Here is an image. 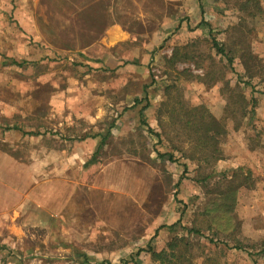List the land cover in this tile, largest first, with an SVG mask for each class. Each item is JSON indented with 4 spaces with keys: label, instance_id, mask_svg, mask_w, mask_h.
Here are the masks:
<instances>
[{
    "label": "rangeland",
    "instance_id": "1",
    "mask_svg": "<svg viewBox=\"0 0 264 264\" xmlns=\"http://www.w3.org/2000/svg\"><path fill=\"white\" fill-rule=\"evenodd\" d=\"M82 1L96 8L86 11V18L117 22L131 34L118 50L139 55L143 45H148L151 59L145 69L135 66L130 71L80 66L79 59L72 62V55L87 48L79 45L95 34L100 22L90 30L91 22H80L78 11L69 13L64 7L58 11V0H0V191L13 194L28 189L36 209L51 213L39 223L43 215L35 212V220L29 223L33 227L24 232L17 229L22 221L8 222L12 234L28 238L19 246L2 237L7 223L0 216V264H58L52 260V237L62 231L55 228L53 215L64 206L68 210L80 205L83 211L69 215L72 233H63L72 240L65 246L70 253L64 264H104L108 259H96L102 253L115 254L112 264H159L144 250L148 244L156 250L166 248L176 237L189 244L184 264H264L260 255L264 240V74L246 79L248 86L238 85V74H244L238 58L230 72L226 59L215 56L207 42L212 32L216 40L230 45L236 38L232 27L239 18L247 19L246 14L238 10L236 0H201L203 16L198 21L208 22L210 32L197 27L199 22L191 25L193 31L179 30L176 21L162 35L157 34L162 20L174 12V5L162 0H148L144 6L127 0ZM249 27L254 30L248 43L264 64V10L249 20ZM191 41L197 46L191 50L203 62L200 68L193 62H179L178 72L203 76L205 67L210 68L222 76L214 87L184 80L165 64L174 46ZM223 77L232 91L223 89ZM170 82L179 87L185 104L203 103L218 118L226 98L236 101L241 90L254 101L248 107L251 111L235 113L229 120L230 134L223 140V148L235 154L241 150L253 153L252 158L235 164H243L240 168L249 175L235 206L240 223L237 238L245 251L233 249L232 243L210 241L208 229L202 230V237L186 233L194 226L204 228L199 213L206 202L205 189L194 181V166L183 173L180 165L156 157L154 149L163 152L168 147L165 141L157 144L146 127L110 133L98 149L100 137L111 126L121 127L124 112L137 114L130 107L132 100L150 92L162 97L163 84ZM233 125H239L237 132ZM81 143L86 146L82 153ZM210 181L214 185L217 179Z\"/></svg>",
    "mask_w": 264,
    "mask_h": 264
},
{
    "label": "trees",
    "instance_id": "2",
    "mask_svg": "<svg viewBox=\"0 0 264 264\" xmlns=\"http://www.w3.org/2000/svg\"><path fill=\"white\" fill-rule=\"evenodd\" d=\"M263 3V0H236L238 10L245 13L247 19L239 18V22L232 27L234 29V37L236 36V38L228 46L211 36L210 24L205 22L203 18L197 25L200 28L210 29V38L207 40L209 49L214 52L215 56L217 55L226 59L230 72H233L235 58H238L239 64L244 69V74H238L237 76L238 85L243 84L248 86L250 83L246 79L251 80L253 77L259 76L260 73L264 74L263 60L252 52L247 39L249 33L254 30L249 27V20L263 13ZM89 4V1L83 2L82 0H58L56 4L58 11L63 10V7L65 9L68 8L69 13H76L78 11L77 16L80 17V22L82 21V23L86 24L91 22L90 30L93 29L96 23L100 22L99 29L95 31L93 36H86V39L79 45L80 48L88 47L90 44L97 42L109 24H112L111 21L109 22L104 19L96 21V18L90 15H87L89 17L86 18V11H96L95 5L91 6ZM84 5L87 6L85 7ZM200 10L203 16V9L200 8ZM188 29L189 27H186V30ZM82 37L84 36H80V38ZM195 47H197L195 41H191L185 45L174 46L171 56L165 58V64H167L171 72L177 76H182L184 80L196 81L203 86L214 87L218 81H222V76L211 72L210 68L205 67L206 73L203 76L192 74L187 70L178 72L176 68L179 62L186 61L193 62L200 68L203 60L198 52L191 50ZM207 58L214 63L213 57L208 56ZM12 64L17 66L22 65V63L18 62H12ZM223 81V89L232 91L230 89L232 87L231 83L228 80H224V77ZM163 85V100L155 110L157 129L154 130L149 126L148 120L143 118V112H141V122L142 126L147 128V132L156 138L157 144L165 141V145L168 147L163 152L154 149L156 157L161 162L180 165L183 168V173H187L190 167L194 166L195 170H192L196 172L194 181L205 189L203 197L206 199V202L204 209L199 213L204 228L202 227L201 229L194 226L186 229V233L202 237V230L208 229L212 236L210 241L216 239L224 245L232 243L233 249L245 251L246 246L237 238L240 223L236 215L235 206L238 191L241 188H246L249 175L240 167L217 172L215 165L218 161L224 159L223 140L230 134L229 120L235 118V113H242L244 115L250 104L254 105V101L248 100L245 93L242 94L243 91L240 89L242 92L239 91L236 94V101L229 99V97L226 98L222 116L218 118L203 103L185 104L182 100V93L175 82ZM235 107H237V110L232 112ZM248 110L251 111V109ZM238 129L239 125H233L235 132ZM109 135L110 133H107L105 136L100 137L99 150L102 149ZM93 162L94 160L90 161V164ZM211 179H217L214 185L210 184ZM167 229L169 230L170 228ZM188 246L189 244L183 237H176L167 243L166 248L156 250L151 244H148L144 252L148 253L151 259L159 264H184L186 262L184 255L189 251ZM260 253L264 257V240L261 243ZM136 255L138 256V254Z\"/></svg>",
    "mask_w": 264,
    "mask_h": 264
},
{
    "label": "crops",
    "instance_id": "3",
    "mask_svg": "<svg viewBox=\"0 0 264 264\" xmlns=\"http://www.w3.org/2000/svg\"><path fill=\"white\" fill-rule=\"evenodd\" d=\"M127 1L130 3L132 2L133 4L138 6H144L148 3V0ZM162 3L168 6L174 5L175 8L174 12H172L171 15L165 17L162 20L164 21V23L161 24L160 31H158L157 34L166 35L167 33L164 32L168 30L169 27H172L171 25L176 21V27L179 30H186V27H189L190 29H192V31L193 26L191 25L193 23L197 24L198 22H200V20L198 21L201 16L200 8L203 9L201 0H162ZM130 38L131 34L127 30H125L119 23L114 22L107 27L105 35L100 41H98L91 47H87L86 49L77 51L76 53H74V55H72L71 60L73 62V60L77 58L80 60V63H82V65L80 66H88L90 64H94L97 68L100 69L111 68L122 70V68H124L125 70L130 71L131 68H135V66L140 69H145L148 65V59H151V57L149 56L151 50L149 49L148 45H143L139 55H135L134 53H130L131 55L129 53L125 54L122 52V50H118L116 48L117 46L128 42ZM148 89L153 90V86H150ZM145 96L146 97H142L138 101L132 100V105L130 107H133V109L137 111V114H133L130 110L128 112H124L123 117L125 118V121L123 122L121 127H117L118 129L115 130V127L111 126V128L108 130V133H113V135H115V132L119 133L121 130L131 131L137 125H142L141 112H143V118H145L146 120L148 119L149 126L151 128H154L157 125V122L155 120V110L160 102H162L163 98L161 97V95H153L151 94V92L149 94H145ZM141 106L142 108H140ZM212 113L214 114V112ZM78 148L80 149V153H82L83 148L85 149L86 146L85 144L81 143ZM223 151L224 159L218 161L215 165V167H217L218 169L244 167L243 164L240 166L239 164H235L240 160L245 159L246 157L252 158L253 156V153L247 152L246 150H241L242 152H240V154H235L231 152L230 148H228L227 146L223 148ZM30 194H32V192L28 189H25L22 192L15 191L13 194H8L7 191H5V193L3 191H0V216L4 218L7 223L4 228L6 234L2 237L5 239H10L13 244L15 243L18 246L21 244H25V240L23 239L28 238L24 234L17 236L12 234L11 231L8 230L10 226L8 222L15 224V222L22 221L21 225L17 229L24 232V229L27 230L29 229V227H33L32 225H29V223L32 220H35L34 214L40 213L41 216L43 215L42 220L39 221V223L43 222V218H46V215L51 216L50 212L45 213L46 210L39 211L40 208L36 209L35 204L33 203L32 199H30ZM35 209L37 211H34ZM78 210L83 211L84 207H82L81 205L75 207L70 206L67 210L66 206H64L63 210L61 208L55 217L53 215V220L55 219L56 223L55 228H61L60 230L62 231V233L56 234L54 237H52L53 262L55 261L58 262V264H64L67 257L66 255L70 253V250L65 246L71 244L72 240L65 235L67 232L72 233L71 230L73 224L70 223V220L72 218L69 215L75 213L74 211ZM12 214L16 215V218L13 219ZM58 219H60L62 222H60ZM75 227L76 226L74 225V228ZM114 257L115 254L113 253H102L96 255V259H108L104 264H112L111 261H113Z\"/></svg>",
    "mask_w": 264,
    "mask_h": 264
}]
</instances>
